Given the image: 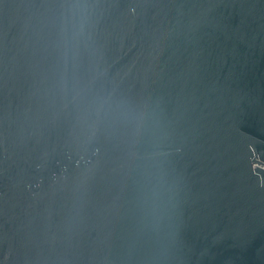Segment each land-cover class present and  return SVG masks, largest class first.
Here are the masks:
<instances>
[{
  "label": "water",
  "instance_id": "95a60500",
  "mask_svg": "<svg viewBox=\"0 0 264 264\" xmlns=\"http://www.w3.org/2000/svg\"><path fill=\"white\" fill-rule=\"evenodd\" d=\"M0 264H264V0H0Z\"/></svg>",
  "mask_w": 264,
  "mask_h": 264
}]
</instances>
